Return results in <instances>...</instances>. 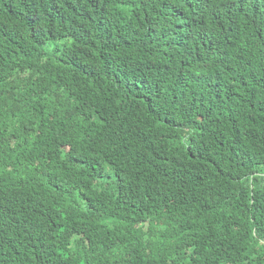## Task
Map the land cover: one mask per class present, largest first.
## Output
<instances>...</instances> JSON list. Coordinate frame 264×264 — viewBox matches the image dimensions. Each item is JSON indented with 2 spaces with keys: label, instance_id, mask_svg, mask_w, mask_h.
<instances>
[{
  "label": "trees",
  "instance_id": "1",
  "mask_svg": "<svg viewBox=\"0 0 264 264\" xmlns=\"http://www.w3.org/2000/svg\"><path fill=\"white\" fill-rule=\"evenodd\" d=\"M0 264H264V0H0Z\"/></svg>",
  "mask_w": 264,
  "mask_h": 264
}]
</instances>
